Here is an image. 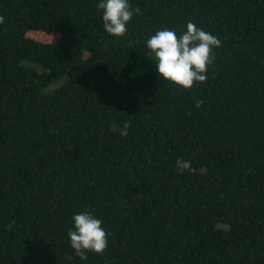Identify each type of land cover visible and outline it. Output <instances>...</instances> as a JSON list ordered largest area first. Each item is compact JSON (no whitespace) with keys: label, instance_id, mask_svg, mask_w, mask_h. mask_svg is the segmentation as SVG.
Wrapping results in <instances>:
<instances>
[{"label":"trees","instance_id":"trees-1","mask_svg":"<svg viewBox=\"0 0 264 264\" xmlns=\"http://www.w3.org/2000/svg\"><path fill=\"white\" fill-rule=\"evenodd\" d=\"M128 2L116 38L97 0H0V264H69L80 212L106 247L71 264H264V0ZM188 22L220 43L181 89L144 41Z\"/></svg>","mask_w":264,"mask_h":264},{"label":"clouds","instance_id":"clouds-1","mask_svg":"<svg viewBox=\"0 0 264 264\" xmlns=\"http://www.w3.org/2000/svg\"><path fill=\"white\" fill-rule=\"evenodd\" d=\"M96 9L100 12L103 31L112 37L125 34L127 24L139 9L130 7L128 0H97ZM216 36L188 22L184 31L177 35L173 30L155 31L144 41L145 49L152 55L156 78L161 82L181 89H189L194 83L206 79V67L212 63V49L219 46ZM128 123L122 122L119 129L121 137L127 135ZM178 172L189 169L187 160L177 158ZM72 256L84 261L87 253L99 254L106 247V233L101 221L90 212H80L71 217V228L66 233ZM72 256L66 259L71 264Z\"/></svg>","mask_w":264,"mask_h":264},{"label":"rangeland","instance_id":"rangeland-1","mask_svg":"<svg viewBox=\"0 0 264 264\" xmlns=\"http://www.w3.org/2000/svg\"><path fill=\"white\" fill-rule=\"evenodd\" d=\"M27 38L32 39L34 41L37 42H41V43H46V44H55L58 41V35L55 33H51V34H40V33H32V35L28 34ZM25 66H29V67H33L35 68V70H37L38 72L42 71V67L34 65V64H26ZM42 68V69H41ZM67 81V76H63L61 77L59 80H57L55 83L49 85L48 87H46L43 90V93L45 94H49L51 92H53L54 90L60 88L61 86H63V84Z\"/></svg>","mask_w":264,"mask_h":264}]
</instances>
